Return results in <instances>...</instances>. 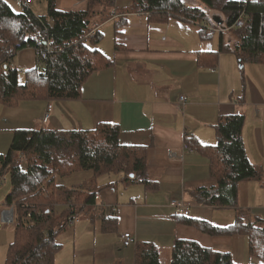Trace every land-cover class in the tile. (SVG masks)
<instances>
[{"label": "crops", "instance_id": "0c3cea01", "mask_svg": "<svg viewBox=\"0 0 264 264\" xmlns=\"http://www.w3.org/2000/svg\"><path fill=\"white\" fill-rule=\"evenodd\" d=\"M131 3L117 0L113 18L92 21L93 32L111 34L106 40L103 34L95 46L111 64L90 77L79 99L27 100L16 107L0 103L5 143L20 129L89 131L115 124L120 144L145 154L142 179L149 186L125 183L124 173L79 171L58 180L66 187L96 181L98 199L58 236L61 247L55 264H137V248L143 243L157 247L161 264H171L179 240L230 253L235 264L264 263L252 256L248 234L226 232L236 225L239 212L246 222L262 220L264 227V64L247 62L244 67L233 51H221L222 38L231 48L234 43L225 35L228 27L220 12L207 10L212 26L210 36L203 39L201 27L192 22L122 13ZM28 6L39 16L48 13L44 0H29ZM20 8L16 3L15 10ZM57 8L85 11L88 0H60ZM122 17L125 22L117 33L115 23ZM13 65L26 73L37 68L34 48L20 51ZM50 104L51 118L44 123ZM234 114L245 117V151L260 175L239 184L238 207H216L200 197L201 189L218 183L210 153L203 147L217 145L218 123ZM175 199L191 205L189 216L172 206ZM104 220L112 222L109 230H104ZM196 222L219 233L203 231ZM125 232L135 236L134 245L122 244Z\"/></svg>", "mask_w": 264, "mask_h": 264}, {"label": "trees", "instance_id": "16d2710c", "mask_svg": "<svg viewBox=\"0 0 264 264\" xmlns=\"http://www.w3.org/2000/svg\"><path fill=\"white\" fill-rule=\"evenodd\" d=\"M44 1L48 13L39 16L28 6L22 13H15L5 0H0V103L6 107H16L27 100H77L90 77L111 64L95 47L103 33L93 32L92 19L101 17L103 23L113 18L117 0H88L85 11H61L57 8L60 0ZM200 1L209 10L222 12L228 29L233 31V48L222 38L221 51H233L241 64H264V0ZM131 2V8L122 13L147 14L161 21L178 18L199 25L203 39L210 36L212 23L204 8L190 6L184 0ZM241 16L244 26L235 27ZM124 22L122 17L115 24V32ZM35 35L38 42L33 40ZM43 41L51 42L53 53L28 71L25 83H20V71L13 65L15 56L25 48L41 46ZM6 49L9 56L4 54ZM244 124L241 114L222 117L216 127L217 145L203 147L210 153L212 174L218 181L214 188L200 190V197L210 205L238 207L239 184L259 178V171L245 151ZM119 135L115 124H100L89 131H14L10 151L0 154V185L9 174L12 189L6 206L15 207L16 241L10 247L7 264H55L61 247L58 236L74 218L79 219L87 206L95 204L96 181L66 187L58 183L59 179L79 171H93L96 175L124 173L127 184L150 185L142 179L146 168L143 150L121 145ZM59 205L64 206L61 214L57 212ZM104 221V230H109L112 222ZM261 221L246 222L239 212L236 225L226 232L248 234L252 256L264 260ZM196 224L203 231L219 233L209 224ZM136 257L137 264H161L157 247L150 243L139 245ZM171 264L235 263L230 253L179 240L172 249Z\"/></svg>", "mask_w": 264, "mask_h": 264}, {"label": "rangeland", "instance_id": "374dc122", "mask_svg": "<svg viewBox=\"0 0 264 264\" xmlns=\"http://www.w3.org/2000/svg\"><path fill=\"white\" fill-rule=\"evenodd\" d=\"M5 1L11 6V8H13L12 10L15 13H22L24 11L25 4L22 2L23 0H5ZM30 1L32 2V0H30ZM184 1L190 6H197L195 4L196 2H199V4H201L202 8L205 6L203 3H201L200 0H184ZM16 3L21 6V8H20L21 10H18V12L15 10V4ZM131 6H132V3H131ZM131 6L129 7V9L131 8ZM197 7H200V6H197ZM205 8H206V10H209L206 6H205ZM115 9H116V6H115ZM212 11H215V10H212ZM216 12H218V11H216ZM220 13H222V12H220ZM222 14L220 16H222V19H224V27H227V24H228L227 18L224 14L223 15ZM93 20H101V17L93 18L92 21ZM119 20H120V18H119ZM119 20H117V21H119ZM117 21H116V23H117ZM214 24H218V23L215 22ZM113 25H114V22H113ZM218 26H220V25L218 24ZM102 32L104 34V38H103L104 40H106L109 36H111V34L108 33V35H107V32H104L103 30H102ZM225 35L228 37L229 41H232L230 43L235 44V38H234L233 31H230L228 29L225 31ZM235 56H236V54H235ZM236 58L238 59L237 56H236ZM247 64L249 65L250 63H247ZM243 65L245 67V63ZM246 68H247V66H246ZM244 70H245V68H243V75L245 73ZM21 71L22 72L19 73V82L25 83L27 70H24V71L21 70ZM4 136H5V134H3V133L0 134V154H7L10 151L11 144H12L13 136H12L10 142L8 141L6 143L3 142ZM11 189H12V183H11L10 175L5 174V176L3 178V183H2V185H0V212L4 208H7V206L4 203H6L7 196L10 193ZM63 207L64 206H61V205L57 206V212L59 214H61L63 212V210H64ZM15 241H16L15 226L13 224L12 225L3 224L1 221V218H0V264H7L8 258H9L10 247ZM254 262H257L258 264H264L261 261L254 260Z\"/></svg>", "mask_w": 264, "mask_h": 264}, {"label": "built area", "instance_id": "2783aa9c", "mask_svg": "<svg viewBox=\"0 0 264 264\" xmlns=\"http://www.w3.org/2000/svg\"><path fill=\"white\" fill-rule=\"evenodd\" d=\"M23 1H24L25 6H28L29 0H23ZM243 26H244V21H243V18L241 16L235 22V27L241 28ZM33 40L38 42L39 41L38 36H36V35L33 36ZM34 50L36 51L37 63L39 65L42 61L47 60L49 58V56L53 53V46H52L50 41H43L41 46L34 47ZM4 54L9 56L10 55L9 50L6 49L4 51ZM181 103H183V104L186 103V97L185 96H183L181 98ZM51 111H52V105L50 104L48 106L47 111H46L44 118H43L44 123H47L50 120ZM187 149H190V148L187 147ZM96 199H98V197H96ZM172 206L176 208L177 212L180 215L189 216L191 213V205L187 202H184L183 200L182 201L178 200V199L173 200ZM14 209L15 208L13 205V206H10L7 209L1 211L0 218H1V221L3 224L9 225V224L13 223V221H14ZM76 221H78V217L74 218L70 223H73ZM121 241L125 247H129V246H132L136 243V238L132 233L125 232L121 235Z\"/></svg>", "mask_w": 264, "mask_h": 264}, {"label": "bare ground", "instance_id": "6f19581e", "mask_svg": "<svg viewBox=\"0 0 264 264\" xmlns=\"http://www.w3.org/2000/svg\"><path fill=\"white\" fill-rule=\"evenodd\" d=\"M8 208V207H7ZM7 208H4L3 210H5V209H7ZM15 208V207H14ZM2 211V210H1ZM1 213V212H0ZM14 223H15V209H14V221H13V225H14ZM12 224H9V225H12ZM6 225V224H5Z\"/></svg>", "mask_w": 264, "mask_h": 264}]
</instances>
